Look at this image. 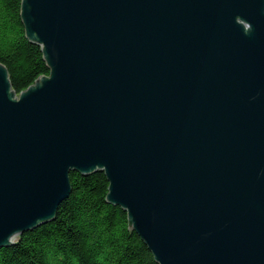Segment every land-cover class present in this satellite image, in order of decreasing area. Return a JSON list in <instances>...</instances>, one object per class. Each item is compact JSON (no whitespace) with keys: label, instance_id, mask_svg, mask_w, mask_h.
Returning <instances> with one entry per match:
<instances>
[{"label":"water","instance_id":"obj_1","mask_svg":"<svg viewBox=\"0 0 264 264\" xmlns=\"http://www.w3.org/2000/svg\"><path fill=\"white\" fill-rule=\"evenodd\" d=\"M50 69L0 63V248L53 221L70 174L158 264H264V0H22Z\"/></svg>","mask_w":264,"mask_h":264},{"label":"trees","instance_id":"obj_2","mask_svg":"<svg viewBox=\"0 0 264 264\" xmlns=\"http://www.w3.org/2000/svg\"><path fill=\"white\" fill-rule=\"evenodd\" d=\"M22 0H0V63L19 94L50 69L26 34ZM71 193L56 218L0 248V264H158L132 230L128 212L108 201L105 172L70 174Z\"/></svg>","mask_w":264,"mask_h":264}]
</instances>
